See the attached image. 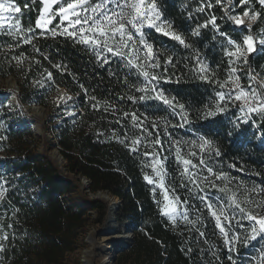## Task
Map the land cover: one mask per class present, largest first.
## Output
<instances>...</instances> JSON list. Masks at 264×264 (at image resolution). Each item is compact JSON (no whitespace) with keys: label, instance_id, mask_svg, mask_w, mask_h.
Masks as SVG:
<instances>
[{"label":"trees","instance_id":"16d2710c","mask_svg":"<svg viewBox=\"0 0 264 264\" xmlns=\"http://www.w3.org/2000/svg\"><path fill=\"white\" fill-rule=\"evenodd\" d=\"M28 2L31 8L24 12L21 21L25 31L31 27L36 33L31 43H18L7 33H0V79L13 76L20 86V92L13 91L18 105L8 103L0 93V181L5 179L8 187V211L4 207L5 213L0 212V225L9 237L4 240L1 251L2 264H65L66 255L77 247L79 231L88 221V210L98 209L105 218L107 201L106 205L102 201L80 204L70 198L79 182L69 178V174L86 176L91 181L92 192L106 190L123 201L116 218L133 225L134 239L130 247L118 253L115 264H231L227 259L230 254L237 259V264L250 259L259 245L244 247L241 244L238 258L235 253L226 251L224 238L215 228L214 220L195 197L180 186L182 177L174 152H162L169 157L166 183L175 188V194L182 201H188L190 219L200 216L201 221L195 227L183 221L173 225L160 214L156 203L161 199L159 191L154 199L152 186L143 179L144 174L152 175L150 167L145 166L146 159L129 152L117 137L122 139L127 134L132 139L141 135L132 127L130 117L123 116L125 111L135 112L141 119L142 114L147 113L149 119L145 123L149 131L155 122L167 149L171 141L164 135L163 121L177 124L179 118L172 117L171 109L155 101H129L128 96L140 95L130 85L141 86L143 78L138 80L133 71L128 76L129 86H126L127 70L120 61L103 66L93 57L91 49L71 39L54 38L50 32L41 36L40 30L35 29L41 5L39 0ZM226 2L223 0L221 5H215L212 0L214 7L200 13L196 11L199 0H157L164 19L184 36L191 45L189 49L152 29L145 32L149 42L163 53L157 75L163 74L167 56L174 57L173 64L167 66L172 82H161L159 87L170 97H177L189 111L190 125L183 129L168 128L173 138L192 140L204 135L221 153L220 157H214L217 169L234 176V183L242 180L249 187L264 186V118L254 114L248 124H234L231 112L215 119L201 118L204 106L214 95V86L193 74L192 58L196 50L214 73L213 80L223 82L227 79L229 64L221 48L222 38L211 27L202 29L199 36L193 35L192 30L214 14L222 30L233 38L239 40L243 34H248L244 26L234 29L230 22L221 19ZM18 3L23 6L25 0H18ZM237 10L244 9L238 7ZM252 10L262 12L261 18L251 27V34L255 35L264 29V9L253 0ZM249 64L252 74L264 73V48L258 47L249 57ZM241 77L243 86H247V76L242 73ZM40 81L43 86L38 83ZM61 88L73 94L72 100L63 106L74 105L77 109L76 114L64 117L56 128L59 148L67 161L65 175L46 150L39 153L32 147V141L40 134H35L30 126L40 123L45 129V124L25 108L33 103L49 106L53 94ZM144 151L152 149L141 147L140 152ZM182 154L187 156L186 148ZM193 160L198 163L197 157ZM253 196L257 200L264 198ZM260 212L264 214V208ZM200 232L205 235L201 237Z\"/></svg>","mask_w":264,"mask_h":264},{"label":"snow or ice","instance_id":"6c2138e0","mask_svg":"<svg viewBox=\"0 0 264 264\" xmlns=\"http://www.w3.org/2000/svg\"><path fill=\"white\" fill-rule=\"evenodd\" d=\"M34 2L35 0H32V3ZM39 3L41 7L35 20V29L40 30L41 36L50 32L54 38L60 36L71 39L74 43L91 49L93 57L103 66L109 65L114 60L120 61L127 70L126 86H129L128 76L132 75L133 71L138 80L143 78L141 86L130 85L140 95L128 96L129 101L133 103L155 101L171 109L172 117L179 118L177 124L163 121L164 135L171 141L167 149L164 148L163 139L155 122L151 124L152 131H149L145 123L149 119L147 113H143L141 119L135 112L130 114L125 111L123 116L130 117L132 127L138 129L141 135L132 139H129L127 134L122 139L117 137L118 142L125 145L129 152L146 159L145 166L150 167L152 175L144 174L143 179L148 185L153 186L154 199L159 191L161 199L156 203L160 214L173 225L183 221L195 227L201 221L200 216H197L196 220L190 219L188 201L186 199L182 201L175 194V188H171L166 183L169 175L166 166L169 157L162 155V152H174V160L182 177L180 186L193 195L214 220L215 228L224 238L223 243L228 253H235L238 258L241 244L248 247L257 240H264V214L260 212V209L264 208V198L257 200L253 196L255 194L264 197V186L249 187L242 180L234 183L236 181L234 176L217 169L214 157H220L221 153L204 135L192 140H182L173 138L172 133L168 131L169 127L183 129L190 125L189 111L177 97H170L163 88L159 87L161 82H172V78L167 75V66L173 64L174 57L167 56L163 74L157 75L156 70L161 68L160 57L163 53L149 42L145 29H152L185 49L191 48V45L173 28L170 21L164 19L157 0H39ZM222 3L223 0H215V5ZM255 3L264 9V0H255ZM54 7L55 11H53ZM213 7L212 0H199L196 11L203 13L205 8ZM238 7L244 9L242 13L236 12ZM30 8L31 4L28 0H25L23 6L18 0H0V33H7L18 43H31L36 33L31 27L25 31L21 21L24 12ZM252 9L253 0H227L223 5L224 17L221 19L230 22L234 29L244 26L248 32L239 40L222 30L214 14L203 23H198L192 30L193 35L199 36L202 29L211 27L214 33L222 38L221 48L229 64L227 79L221 82L211 79L214 73L210 72L209 65L204 63L198 50L192 58L195 63L193 74L202 82L214 86V95L204 106L202 119H215L229 112L233 114L234 124L250 123L252 114L264 118V81L257 80L249 64V57L258 51V47L264 48V29L257 35L251 34L252 24L262 16L261 11ZM57 17L59 24L53 26V21ZM189 17L191 18V13ZM245 18L248 21L247 25ZM213 39L215 40L216 36H213ZM241 63L249 68L247 89L241 86L238 68L233 66ZM55 66L60 67V65ZM47 75L51 80L52 74L49 72ZM38 83L43 86V81ZM177 83H179L178 79ZM216 85L218 88L215 87ZM66 99L70 101L72 97L68 96ZM119 99L123 100L124 97ZM93 107L95 108V105ZM237 112L239 115L236 114ZM153 133H155L154 139ZM141 147H151L152 151L140 152ZM185 148L187 156L182 154ZM205 155L208 157L207 160ZM193 157L198 158V163L194 162ZM232 167L234 168L235 165ZM5 192L6 189L0 185V199H3ZM253 208L256 211H253ZM199 235L203 237L205 233L200 232ZM8 238L7 233L0 237L3 240ZM3 250V244H0V251ZM227 259L231 264H237V259L233 255H228ZM252 264H264V248L252 258Z\"/></svg>","mask_w":264,"mask_h":264},{"label":"rangeland","instance_id":"374dc122","mask_svg":"<svg viewBox=\"0 0 264 264\" xmlns=\"http://www.w3.org/2000/svg\"><path fill=\"white\" fill-rule=\"evenodd\" d=\"M56 7H58V5ZM53 11H55V7H54ZM236 12H238L237 9H236ZM239 13H242V12H239ZM247 23H248V21L245 18V24L247 25ZM57 24H59V18L58 17L56 18V20L53 21V26H55ZM147 30H150V29H145V31H147ZM261 30L257 34H259L261 32ZM257 34H255V35H257ZM233 66L238 68V72L240 74L241 86L247 89L249 86V80H248L247 86H243L244 81H243V78L241 77L242 73L247 76L248 72L246 71V67L242 63L239 65H233ZM253 75L256 76L258 81H264V73H256ZM6 79H0V93L1 94H5L7 91L12 92V90L9 88V86L5 83ZM253 86H255V85H253ZM66 97H68V96H65L63 91L60 89L53 94L49 106L41 105V106L46 108V112L42 116L39 117L42 120V122L45 124V129L42 128L40 123H33V124H35L34 128H31V126H30V128L33 131L34 130L36 131L37 127L40 128V135L38 136L37 140L32 141V147L36 148V150L39 153H43L44 150H46L48 155H49L48 147H50L51 145L58 147V141H57V137H56V128L59 126L60 122L62 121V119L64 117L72 116L71 113H75V114L77 113V109L74 107V105L63 106V103H66L67 101H69L66 99ZM6 101L8 103L12 104V102L10 100H6ZM33 104H37V103H33ZM253 115L254 114H252V119H253ZM9 120L11 122H13V119L9 118ZM255 125H256V123H255ZM51 137H53V138H51ZM50 151H52V150H50ZM0 185H2L4 189H6V192H5L3 199H0V212L5 213V208H6V211H8V207L6 206L8 187L6 186L5 179H4V181L3 180L0 181ZM70 198L76 200L80 204H91L95 201L92 197L90 198L89 193L83 192L81 190V183L80 182H79V185L75 188V191L70 194ZM82 199H84V201H82ZM102 202H104L106 205V202L104 200H102ZM107 203H108V201H107ZM86 216L88 218V221H87L86 225L79 231V240H78L77 247L75 250L69 252L66 255V259L64 262L65 264H84V262H83L84 258H85L84 255L86 254L87 251H90V253H91V264H102L103 259L106 257L104 247H105L106 243L108 242V239L106 238V236L104 234L105 232L103 229L104 217L102 216L101 212L98 211V209H95L93 207H91L88 210V213ZM119 220L121 221V223H123L125 221L124 219H119ZM121 232H122V230H121ZM4 233H6V232H5L4 228L0 225V237H2L4 235ZM0 244L4 245L3 239H0ZM116 244L118 247L117 242H116ZM252 244L259 245V248L256 250L255 253H253V256H251L250 259L248 258L246 260H243L242 264H252V258H254L258 255L259 250L261 248H264V240H257L255 242H253ZM2 261H3V258H2L1 251H0V264H2Z\"/></svg>","mask_w":264,"mask_h":264},{"label":"water","instance_id":"95a60500","mask_svg":"<svg viewBox=\"0 0 264 264\" xmlns=\"http://www.w3.org/2000/svg\"><path fill=\"white\" fill-rule=\"evenodd\" d=\"M5 83L9 86V88L12 90V92L7 91L2 96L3 99L10 100L15 105H18L17 97L13 93V91L20 92V86H19L17 80L13 76H10L5 80ZM61 90L63 91L65 96L73 97V94H71L67 89L61 88ZM25 108L30 115H35L38 117L42 116L46 112V108L41 106V105H38V104H29V105H26ZM32 109H41L42 113L41 114L33 113ZM34 125L35 124H32L31 128H34L35 127ZM34 133L39 135L40 134V128L37 127L36 131L34 130ZM51 138H53V137H51ZM58 147H59V144H58ZM58 147H55L54 145H51L50 147H48L49 157L56 162V164L60 167V171L65 175L67 172V161H66L65 157L63 156V154L61 153V151ZM50 150H52V151H50ZM68 177L73 179V180L79 181L81 183V190L83 192L89 193L90 198H91V196H95L93 198L95 201H102L103 200V199L99 198L100 194H106V195L114 198V201H112V203H110L107 206V214L104 218L103 229H104V232H105V230H108L111 232H116V234H117V237L115 238V240L118 243V247H117L114 259L112 261V264H115L116 257L118 255V253L121 250L130 247L132 242H133V239H134V228L130 222H125L123 224L120 223L121 227L117 228L115 230L112 228H109L110 221L115 219L116 212H117L118 208L122 205L123 201L121 199L111 195L106 190H98L96 192H92L91 181L86 176H82V175L74 176L73 174H69ZM121 230H122V232H121ZM128 234H130V236H128Z\"/></svg>","mask_w":264,"mask_h":264},{"label":"bare ground","instance_id":"6f19581e","mask_svg":"<svg viewBox=\"0 0 264 264\" xmlns=\"http://www.w3.org/2000/svg\"><path fill=\"white\" fill-rule=\"evenodd\" d=\"M32 112L37 113V114H41L42 110L41 109H32ZM91 197L94 198L95 196H91ZM99 198L103 199L104 201H108L109 204L112 203V201H114L113 197L108 196L106 194H100ZM120 225L121 224H120L119 220L115 216V219L110 221L109 228H112L115 230L117 228H120L121 227ZM104 234H105L106 238L108 239V242L106 243V245L104 247L106 257L103 259L102 264H112V261L114 259V256H115V253L117 250V244H116V240H115V238L117 237V234H116V232H111L108 230H105ZM128 236H130V234H128ZM84 257H85L84 261H83L84 264H91V253H90V251H87L86 254L84 255Z\"/></svg>","mask_w":264,"mask_h":264}]
</instances>
